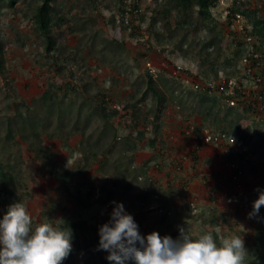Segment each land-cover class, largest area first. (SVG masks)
Here are the masks:
<instances>
[{
  "label": "rangeland",
  "instance_id": "374dc122",
  "mask_svg": "<svg viewBox=\"0 0 264 264\" xmlns=\"http://www.w3.org/2000/svg\"><path fill=\"white\" fill-rule=\"evenodd\" d=\"M13 1L10 6V0H0V162L17 171V195L33 223L59 227L85 221L89 236L99 243V228L109 223L119 203L142 236L156 231L178 239L181 230L193 237L212 233L217 239L241 234L247 264H264L263 249L257 250L264 242V206L257 216L249 215L264 191V126L252 107L238 106L227 116L229 108L217 95L202 103L204 93L171 76L179 64L199 82L241 77L220 7H210L211 18L202 19L194 4L184 9L179 0H139L138 23L122 26L125 0H53L54 44L48 51L34 19L42 0ZM241 4L248 22L254 16L264 19V0ZM148 76L164 97L159 112L146 88ZM48 90L58 97L44 107L39 99ZM102 109L106 115L117 113L102 117ZM164 128L172 136L169 143L175 134L182 140L180 133L189 141V151L178 163L168 157L161 165L162 154H156L161 142L152 149L148 144ZM202 130L229 133L238 151L208 144L219 152L211 164L210 157L197 151L206 145L195 139ZM188 157L199 182L185 185L179 178ZM170 166L177 173L169 186L152 189L156 177L148 169L161 174ZM53 169L68 170L70 193L86 207H77L50 173ZM237 190H243L241 196ZM107 255L95 244L75 256L73 264H111Z\"/></svg>",
  "mask_w": 264,
  "mask_h": 264
},
{
  "label": "clouds",
  "instance_id": "9594fccd",
  "mask_svg": "<svg viewBox=\"0 0 264 264\" xmlns=\"http://www.w3.org/2000/svg\"><path fill=\"white\" fill-rule=\"evenodd\" d=\"M264 206V191L253 201L250 217ZM72 232L49 222L33 223L23 202L8 206L0 218V264H63L72 251ZM99 248L111 264H245L241 234L217 239L212 233L180 237L158 232L142 236L133 217L117 203L109 223L99 228Z\"/></svg>",
  "mask_w": 264,
  "mask_h": 264
},
{
  "label": "built area",
  "instance_id": "2783aa9c",
  "mask_svg": "<svg viewBox=\"0 0 264 264\" xmlns=\"http://www.w3.org/2000/svg\"><path fill=\"white\" fill-rule=\"evenodd\" d=\"M128 5L122 9V26H131L139 21L141 9L135 8L139 0H125ZM243 0H216V7H220L224 14L229 40L232 49H240V74L241 77L219 76L210 80L199 82L192 80L186 68L177 64L172 69L171 76L180 78L182 83L195 92L217 95L227 107H252L258 114L259 122L264 126V50L260 47L257 37L252 32V25L246 19ZM234 9L239 11L235 12ZM150 74L153 70L150 68ZM181 74H185L182 77ZM196 141L202 144H211L221 151L235 153L238 151L236 139L226 132L210 133L202 130L195 136ZM237 174L232 176L237 180ZM241 196L243 190H237ZM240 211L246 212V208L240 207Z\"/></svg>",
  "mask_w": 264,
  "mask_h": 264
},
{
  "label": "trees",
  "instance_id": "16d2710c",
  "mask_svg": "<svg viewBox=\"0 0 264 264\" xmlns=\"http://www.w3.org/2000/svg\"><path fill=\"white\" fill-rule=\"evenodd\" d=\"M53 0H42V4L37 8L36 15H35V21L38 24L39 30L42 32V34L45 37V41L47 43V50L50 51L52 45L54 44L53 38L50 35V27L52 25V16L50 15V12L53 10L51 7ZM14 4L13 0H10L9 5L12 6ZM179 4L181 7L190 8L192 4H194L199 9V15L202 19H210L211 15L209 12L210 7H214L216 4V0H179ZM139 8L138 4L135 5V8ZM233 11L237 12L238 9H234ZM121 11V15H122ZM246 15V12H243ZM141 16V13H140ZM252 25V32L257 37L259 41V45L262 48L264 46V19L262 18H256L255 16L250 21ZM212 43L206 45V48H210ZM263 49V48H262ZM240 58V49L236 48L234 50V59L238 60ZM3 67V45L0 41V71H2ZM146 88L149 92L152 93V95L156 98L157 104H158V112L159 106L162 105L164 102V97L160 94L159 91L156 90L153 86V80L150 76L147 78V85ZM59 89V88H58ZM57 89V90H58ZM58 97V92L54 90H48L46 91L39 101L41 102L42 106L48 107L54 103H56ZM145 97L142 99L144 100ZM199 99L203 103L204 101L208 100V95L206 93L202 94ZM140 100V101H142ZM228 113L227 116L230 114H233L234 108L228 107ZM102 117L106 116H113L117 112L112 111L109 114H105L104 110L102 109ZM100 113V111L98 110ZM135 112V110L133 111ZM226 116V117H227ZM232 119L230 120V123H232ZM11 131L7 133V138H10ZM104 153V151H102ZM94 154V153H93ZM101 166V165H100ZM50 173L54 176L56 182L62 186L63 190L68 193L70 196H72L76 200L77 207H86V204L84 200L76 196L74 194L70 193L68 183L72 180L71 175L69 174L68 170H63L61 172L53 169L50 170ZM18 179L17 171L15 170L14 166L10 164H4L0 162V208H2L3 215L7 212L8 206L15 203V202H23L20 196L17 195L16 191V181ZM82 192L77 191V194H81ZM85 194V193H84ZM83 195V194H82ZM60 228L66 229L67 227L71 229L72 232V251L69 254L68 258L63 261V264H73V259L75 256L79 255L83 250L88 249L92 245L99 246V243L95 239L94 236H89L88 230L89 227L87 226V222L85 221H70L64 225L59 226ZM175 237V234L172 236ZM262 248L257 249L258 251H261L263 249V255H264V242L261 243ZM261 253V252H260ZM261 254L260 257H263ZM264 258V257H263ZM248 262L246 261L245 264Z\"/></svg>",
  "mask_w": 264,
  "mask_h": 264
},
{
  "label": "crops",
  "instance_id": "0c3cea01",
  "mask_svg": "<svg viewBox=\"0 0 264 264\" xmlns=\"http://www.w3.org/2000/svg\"><path fill=\"white\" fill-rule=\"evenodd\" d=\"M165 130L166 129L164 128L162 130L159 129V131L155 132V135L153 136L154 140H150L148 142V144H149V146L152 149L153 147H155V145L156 146H157V144L159 145L160 142L163 145L165 143L164 147H162L161 143H160V148H156V154L157 155L162 154V156L160 155L161 156L160 158L162 160H164V161L161 162V165H163V163L168 162L169 159H170V161L173 160V161H175V163H178L179 162V161H177L178 157H182L183 158V157H185L187 155V152L189 151V148H190L189 147L190 146L189 141H188V139L185 136H183L180 133L179 136L182 138V140H180L178 138L177 134H175L174 142L169 143L168 142V138L172 139V136H170L168 134H165ZM175 131L176 130H173V131L169 130L168 133L171 134V133H174ZM162 138L164 140H162ZM177 138H178V140H177ZM187 143H188V145H187ZM157 147H159V146H157ZM185 148L187 149L186 152H185ZM198 149L199 150H197V151L199 152V155H202V157H206V156L210 157L211 164L214 163L215 154L219 153L218 152V148L216 150L215 148L211 147L210 145H201L200 148H198ZM197 151L194 150L192 152L193 160H194L195 163L198 162V158H199V156L197 154ZM150 154H152V152H150ZM168 157H169V159H168ZM193 160L191 162V159L188 157V158H186V160L184 162H182L188 168L184 169L183 174L180 176V178H179L180 183H185V185H189L191 183V180H193L195 178V176H197V175H195V170L192 169ZM191 165H192V167H191ZM173 168L174 167H171V166L168 167V168H164V170L161 172V174H155L154 171H153V168L148 169V175H151L152 177H156V178L153 179L154 182H155V184H154L155 187L152 188V189L159 190L161 188H165V186H169L170 179L174 178L175 174L177 173L176 171H174ZM198 182H199L198 180L195 181V179H194L193 183L195 184V183H198ZM186 188L188 189L189 187H186ZM147 196H149V194H147ZM156 197L158 198L157 194H154V196L152 198L153 199H157Z\"/></svg>",
  "mask_w": 264,
  "mask_h": 264
}]
</instances>
